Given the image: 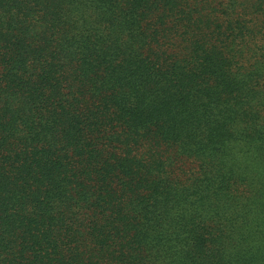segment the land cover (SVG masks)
Instances as JSON below:
<instances>
[{"label":"trees","instance_id":"obj_1","mask_svg":"<svg viewBox=\"0 0 264 264\" xmlns=\"http://www.w3.org/2000/svg\"><path fill=\"white\" fill-rule=\"evenodd\" d=\"M237 122L264 127V0H0V264H206L196 209L252 192L204 159Z\"/></svg>","mask_w":264,"mask_h":264},{"label":"clouds","instance_id":"obj_2","mask_svg":"<svg viewBox=\"0 0 264 264\" xmlns=\"http://www.w3.org/2000/svg\"><path fill=\"white\" fill-rule=\"evenodd\" d=\"M251 125L239 122L232 126V137L226 138L222 144L216 145L218 152L209 150L204 159L216 165V170L225 174L235 173L252 186L250 195L241 197L233 204L230 196L220 194V208L209 206L206 202L203 209L197 208L202 219H218L221 223V236L214 251L207 253L206 264H264V127L259 128L258 138H249ZM189 209L187 214L191 213ZM179 215V212L173 213ZM242 220L233 223V217ZM177 245L173 251L175 256H162L159 264L175 260L177 264L183 259Z\"/></svg>","mask_w":264,"mask_h":264}]
</instances>
